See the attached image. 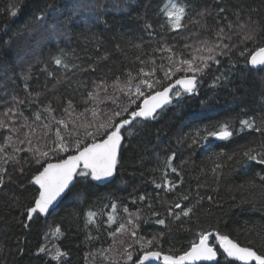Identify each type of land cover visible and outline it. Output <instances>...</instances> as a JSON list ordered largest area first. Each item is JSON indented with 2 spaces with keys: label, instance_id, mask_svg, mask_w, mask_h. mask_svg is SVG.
Segmentation results:
<instances>
[{
  "label": "trees",
  "instance_id": "obj_1",
  "mask_svg": "<svg viewBox=\"0 0 264 264\" xmlns=\"http://www.w3.org/2000/svg\"><path fill=\"white\" fill-rule=\"evenodd\" d=\"M165 2L20 0L18 15L11 17L10 12L17 0H0V118L12 104L13 95L24 98L28 92L42 93L37 103L21 106L24 115L29 117V123L34 120V111H41L42 119H45L47 114L42 109L48 102L56 109L53 114L58 118L63 116V107L68 99L73 101L78 111L83 110L82 96L91 89L93 80L104 78L111 83L117 75L135 71L141 66L137 56L142 59L166 56L167 53L154 51L163 43L175 45L174 50L187 53L190 50L184 47L186 44L199 45L204 40H215L214 30L229 21L235 23L234 13L238 10L242 14L241 22L250 15L264 29V0H219V3L217 0H181L189 5L191 17L200 19L197 13L203 10H209L211 15L206 18L207 28L188 23L177 31L161 27L165 23L161 12ZM73 3L84 7L71 23H65ZM221 7L225 12L218 13ZM41 13L46 16L47 26L37 20ZM148 23L152 25L151 30L145 27ZM54 30L57 32L55 36ZM239 40L240 37H236L233 42ZM261 45H264V30L259 32L257 43L240 44L232 52L234 67L227 57H220V65L209 68L201 77L198 96L185 97L178 109L168 108L158 120L149 122L127 140L113 181L106 185L87 181L77 184L72 196L66 197L55 211L47 216L40 215L38 219L34 216L27 228L24 227L26 215L23 210L38 195L37 186L30 185L28 181L42 169V165L33 163L28 152L18 154L29 161L23 174L7 162L4 166L8 168L11 180L6 175L4 188L0 189V264H57L51 259L57 247L69 253V264H111L104 255L123 264V257L117 252L99 254L101 249L107 250L112 244L108 233L116 225L109 228L106 224L112 204L117 205L119 216L126 215L123 207L132 212L142 209L144 218L140 221V235L152 239L164 233L160 240L162 247L157 250L165 254L179 255L189 247L199 231L217 229L241 246L264 252V180L260 178L264 176V166L243 155L248 149L264 151V133L236 131L227 141L209 137L206 142L192 143L197 130H213L225 121L233 122L239 129V120L252 116L259 125L260 117L264 116V69L252 68L246 60ZM245 47L251 51L245 57L238 56ZM60 49L68 54L70 63L79 67L68 71L54 65L51 57ZM103 56L108 58L101 59ZM157 63L161 61L158 59ZM89 65H94L96 70L91 71ZM49 72L54 75L50 76ZM22 73L29 75L30 79L25 81ZM221 73L228 79L222 81L221 86L211 88L209 85L214 77ZM79 82H87V88L80 87ZM25 84L28 85L27 91ZM9 134L0 131V144L5 143ZM221 152L225 154L221 157L224 167L217 180L211 169L216 160L214 154ZM172 153H175L173 166L179 168L184 183L177 187L176 192H166L164 188L157 189L155 183H163L164 162ZM233 153L235 155L228 160L226 157ZM60 158L53 157L50 162H57ZM181 162L186 163L181 166ZM167 172L169 180H179L170 169ZM186 191L191 192V198L182 201L183 205L194 203L197 192L204 199L198 205L194 221L189 223L188 218L174 221L166 209L179 202L178 193ZM141 195L146 196V200H137L133 204V199ZM208 196L212 197L211 201ZM147 204H152L153 209L147 208ZM153 210L160 215L148 218ZM89 211L99 214V228L87 223ZM165 217L167 227L153 222ZM57 226L63 232L62 239L51 234ZM89 234L98 239H89ZM44 245H47L48 255H36L38 248ZM136 255L134 250V260ZM232 264L239 263L233 261Z\"/></svg>",
  "mask_w": 264,
  "mask_h": 264
},
{
  "label": "snow or ice",
  "instance_id": "obj_2",
  "mask_svg": "<svg viewBox=\"0 0 264 264\" xmlns=\"http://www.w3.org/2000/svg\"><path fill=\"white\" fill-rule=\"evenodd\" d=\"M19 5L20 0H17L10 12L11 17L18 15ZM82 7L84 5L80 3L70 5L71 12L65 17V23H71ZM161 12L165 17V23L161 27H167L171 31L180 30L188 23L207 28L206 18L211 15L209 10H203L197 13L200 19H195L190 15L189 5L181 0H166ZM223 12L225 9L219 8L218 13ZM234 15L235 23L229 21L226 25L214 30L215 40H204L199 45L186 44L184 47L190 50L187 53L174 50L175 45L163 43L154 51L167 53L166 56H149L147 59L137 56L136 60L141 66L135 71L128 70L122 75H117L111 83L104 78L93 80L91 89L86 91V96H82L83 110L78 111L73 101L68 99L63 107V116L58 118L53 114L56 109L52 107L51 102H48L42 109V112L47 114L45 119H42L41 111H34V120L29 123V117L24 115L21 106L37 103L42 93L28 92L24 98L12 96V104L6 108L0 118V131L10 133L6 136L5 143L0 144V189L4 188L6 175L7 179L11 180L9 170L4 166L7 162L12 163L15 171L21 174L25 172L29 161L22 159L19 153H30L31 161L42 165V169L37 170V174L31 176L28 181L30 185L38 186L36 189L38 195L34 196L31 205L23 210L26 215L25 228L28 227L29 222L33 221L34 216L38 219L40 215H49L50 210L55 211L54 206L57 201L62 197L72 196L77 184L84 181L102 182L112 178L121 162V149L126 141L137 134L139 129L146 127L149 122L158 120L168 108L178 109L185 97L198 96L201 77L207 74L209 68L220 65V57H227L232 67L235 66L232 52L240 44H247L250 41L257 43L259 32L264 29H261L259 22L253 21L250 15L244 22H241V11H236ZM224 19L226 20L227 17L225 16ZM37 20L41 25L48 24L43 13L37 16ZM217 23L219 24V20ZM145 27L148 30L152 29L150 23ZM53 35H57L55 30ZM236 37H240V40L234 43ZM136 47L141 48V45ZM249 51L251 50L245 47L238 52V56L245 57ZM107 58V56L101 57L104 60ZM158 59L161 63H157ZM51 62L68 71L79 67L70 63L68 54L63 49L51 57ZM246 63L252 68L264 69V45L252 51ZM89 69L93 72L96 70L94 65H89ZM48 74L54 75L51 72ZM21 76L25 81L30 79L29 75L22 73ZM227 79L228 77L221 73L214 77L209 86L219 87L221 82ZM79 86L87 88V82H79ZM27 88L28 85L25 84V91ZM55 99L59 100V97ZM101 105H108V107L102 108ZM13 117L20 119H13ZM239 125V129H236L233 122L225 121L213 130L199 129L193 134L192 143L206 142L209 137L227 141L236 131L264 133V116L260 117L259 125L252 116L240 119ZM14 137L15 142H13ZM8 148L12 151L8 152ZM70 152L72 154H68ZM214 155L216 160L213 162L211 173L218 180L223 174L224 165L221 157L225 154L221 152ZM233 155L235 153L226 158L231 160ZM243 155L257 165L264 166V151L256 152L254 149H248ZM57 156L61 158L56 163L50 162ZM174 159L175 153H172L164 162V181L162 184L154 182L157 189L164 188L166 192H176L177 187L184 183L179 168L173 166ZM182 163L186 162H181V166ZM168 169L179 177L178 181L168 179ZM260 178L264 180V176ZM196 195L197 199L194 203L183 205L182 201L190 200L191 192L178 193L179 202L169 205L166 209L168 216H171L174 221H181L182 218H188L189 223L194 221L198 205L204 199L199 192ZM146 198L141 195L133 199L132 203H137V200L142 202ZM207 199L211 201L212 197L208 196ZM147 208L153 209V205L147 204ZM176 209L180 211L176 212ZM122 211L126 214L125 216L118 215L116 204L111 205L106 224L109 228L116 225L115 229L108 233L112 244L107 250L101 249L99 254L105 251L117 252L123 257V264H154L157 261H162V264H199L202 261L216 262V264H224L225 261L227 264H232L233 261L242 262V264H264V252H259L253 247L241 246L218 229L199 231L195 239L190 241L189 247L179 255L162 254L157 249L162 247L160 240L164 233H159L152 239H145L139 233L140 221L144 218L143 210L138 209L132 212L128 207H123ZM98 215L96 212L89 211L87 223L99 228ZM159 215V212L153 210L148 218ZM153 222L167 227L166 217L155 219ZM51 234L56 238H63V232L59 226L55 227ZM88 238L98 239L91 234ZM134 250L137 253L135 260ZM219 250H222L220 260L217 259ZM40 254L48 255L47 245L38 248L36 255ZM68 257L69 253L60 247L51 254V259L57 264H69ZM104 259L109 260L111 264H119L117 260L107 255H104Z\"/></svg>",
  "mask_w": 264,
  "mask_h": 264
},
{
  "label": "water",
  "instance_id": "obj_3",
  "mask_svg": "<svg viewBox=\"0 0 264 264\" xmlns=\"http://www.w3.org/2000/svg\"><path fill=\"white\" fill-rule=\"evenodd\" d=\"M257 69H262V68H257ZM219 140V139H218ZM124 146V145H123ZM123 146H122V149H123ZM121 149V151H122ZM52 163H56V162H52ZM117 172V171H116ZM116 174L110 178L109 180L107 181H102V182H95L93 181L95 184L97 185H106L108 183H110L111 181H113V179L115 178ZM38 187V186H37ZM66 197H62L59 201H57V204L54 206L55 209H57L59 207V205L62 203V201L65 199ZM52 211L50 210V213ZM162 253V252H161ZM162 254H165V253H162ZM217 259H218V256H217ZM231 260V258H229ZM235 262H238V261H235ZM215 262H208V261H202V262H199V264H213ZM239 264H242V262H238ZM154 264H162V261H157V262H154Z\"/></svg>",
  "mask_w": 264,
  "mask_h": 264
},
{
  "label": "bare ground",
  "instance_id": "obj_4",
  "mask_svg": "<svg viewBox=\"0 0 264 264\" xmlns=\"http://www.w3.org/2000/svg\"><path fill=\"white\" fill-rule=\"evenodd\" d=\"M257 69V68H256ZM218 140V139H217ZM219 141H222V140H219ZM222 251V250H221ZM218 258H219V254H218ZM230 260V259H229ZM216 263V262H215ZM214 264V263H213Z\"/></svg>",
  "mask_w": 264,
  "mask_h": 264
}]
</instances>
